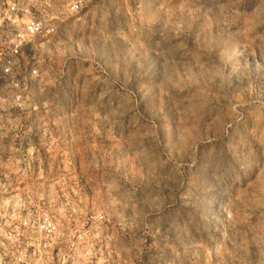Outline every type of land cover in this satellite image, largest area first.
Segmentation results:
<instances>
[{
    "label": "rangeland",
    "instance_id": "rangeland-1",
    "mask_svg": "<svg viewBox=\"0 0 264 264\" xmlns=\"http://www.w3.org/2000/svg\"><path fill=\"white\" fill-rule=\"evenodd\" d=\"M25 248L264 264V0H0V264Z\"/></svg>",
    "mask_w": 264,
    "mask_h": 264
},
{
    "label": "built area",
    "instance_id": "built-area-1",
    "mask_svg": "<svg viewBox=\"0 0 264 264\" xmlns=\"http://www.w3.org/2000/svg\"><path fill=\"white\" fill-rule=\"evenodd\" d=\"M79 9V3L74 2L69 6L70 11H77ZM51 25H45L42 21L37 19H29L25 24L24 33L26 37L35 38L40 37L53 32ZM23 39H20L17 45L11 49L9 56L4 60L2 73L7 76L11 74V70L15 65V59L19 54V46L22 45ZM30 77L36 78L39 76V69L37 66H31L29 68ZM14 86H18L19 83H12ZM20 226L28 233L34 235H42L45 238H50L57 232V225L52 218L45 217L36 220H23ZM13 264H44L42 256L39 252L29 251L28 249H20L14 256Z\"/></svg>",
    "mask_w": 264,
    "mask_h": 264
}]
</instances>
